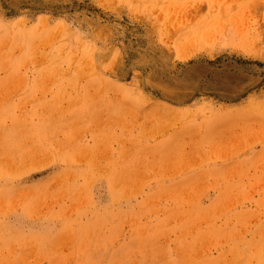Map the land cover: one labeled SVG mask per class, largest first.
Wrapping results in <instances>:
<instances>
[{
    "label": "rangeland",
    "instance_id": "1",
    "mask_svg": "<svg viewBox=\"0 0 264 264\" xmlns=\"http://www.w3.org/2000/svg\"><path fill=\"white\" fill-rule=\"evenodd\" d=\"M0 264H264V0H0Z\"/></svg>",
    "mask_w": 264,
    "mask_h": 264
}]
</instances>
